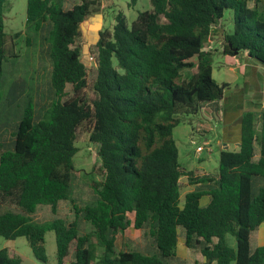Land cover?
I'll return each mask as SVG.
<instances>
[{
	"label": "trees",
	"instance_id": "trees-1",
	"mask_svg": "<svg viewBox=\"0 0 264 264\" xmlns=\"http://www.w3.org/2000/svg\"><path fill=\"white\" fill-rule=\"evenodd\" d=\"M5 1L0 100L5 64L19 57L7 48ZM67 2L27 0L26 27L47 43L51 75L45 98L26 93L20 80L10 88L26 106L8 149L0 139V237L26 238L42 263L46 232L53 231L56 264H186L176 254L180 236L205 264H264V245L252 247L264 225V112L243 114L240 147L220 151L214 175L184 169L173 138L180 115L198 114L229 87L213 77L206 45L214 34L223 53L264 64V0H150L152 10L130 27L119 13L112 29L99 31L90 68L82 61L81 27L102 0ZM227 10L233 29L219 32ZM83 140L96 145L100 161L89 204L77 203L73 192ZM184 178L195 188L181 203ZM39 211L48 218L37 220ZM130 228L139 238L118 248ZM0 264L24 262L4 248Z\"/></svg>",
	"mask_w": 264,
	"mask_h": 264
},
{
	"label": "rangeland",
	"instance_id": "rangeland-1",
	"mask_svg": "<svg viewBox=\"0 0 264 264\" xmlns=\"http://www.w3.org/2000/svg\"><path fill=\"white\" fill-rule=\"evenodd\" d=\"M72 1L65 3L66 8H71ZM5 33L7 39V48L10 52L18 54L19 57L9 60L5 64L4 88L1 91V113H0V139L6 149L16 131L17 125L23 115L26 106V98L18 96L16 92H11V86L20 80L25 87L26 93L30 95L46 97L49 90V78L51 75V66L49 62L48 45L45 41L41 42L39 33L32 29H27V0H6L4 3ZM152 10L150 0H102L100 12L82 24V37L80 45L82 48V61L88 67L94 66V54L96 52L94 45L98 40L100 30L112 29L115 24V17L122 13L125 16L126 24L131 26L140 12ZM232 12L225 11L222 19V29L227 32L233 29ZM21 33L19 39H13V35ZM30 44L27 45V40ZM15 48V49H14ZM206 48L212 53L213 77L219 84H226L232 92L237 87H245L247 76L244 67L247 63L254 62L256 59H249L245 53L225 54L223 53V39L218 33L214 34L207 42ZM251 58V57H250ZM187 71H183L186 75ZM256 85H250V88ZM230 91L227 92V94ZM47 100L42 104L47 107ZM41 105V106H42ZM205 105L204 107H206ZM180 124L173 131V138L179 151V162L186 170L196 171L198 173L216 174L219 168V155L222 146L218 145L221 135V124L213 118L208 121L207 114L200 111L196 115H180ZM78 153L74 157L75 189L74 198L79 204H89L93 201V183L92 178L101 180L96 169L99 168L100 161L97 154V147L87 140L77 144ZM201 147L199 153L197 149ZM234 148H230L232 150ZM96 168V169H95ZM182 181L181 203L188 186L186 179ZM69 206H65L64 213L69 212ZM47 214L39 211L37 220H46ZM261 234H264V225L259 231L252 234V247L262 246ZM139 235V231L130 228L125 234L118 236L117 246L120 248L125 238L128 236ZM139 238V237H138ZM228 243L235 247L234 237L228 235ZM45 246L47 252V262L38 261L32 252V249L24 237H19L14 241L0 237V250L7 248L10 251L17 252L23 259L24 264H56V236L53 231H47L45 235ZM102 251L98 249V255Z\"/></svg>",
	"mask_w": 264,
	"mask_h": 264
},
{
	"label": "crops",
	"instance_id": "crops-1",
	"mask_svg": "<svg viewBox=\"0 0 264 264\" xmlns=\"http://www.w3.org/2000/svg\"><path fill=\"white\" fill-rule=\"evenodd\" d=\"M71 0H68L70 3ZM77 0L72 1L74 5ZM72 5V6H73ZM71 6V7H72ZM86 23L88 27V22ZM82 29V27H81ZM246 57L247 54H244ZM249 59H253L250 58ZM253 61V60H252ZM247 63V66L242 67L246 69L247 81L245 87H237L236 91L233 93L230 87L226 89L222 99L216 102L207 104L206 107L202 109L204 113L207 114L208 121L212 118L219 122L222 127L221 135L218 140V145L222 146L221 150H238L241 142V123L242 116L246 112H264V64L255 62ZM250 85H256L254 88H250ZM230 93L227 94V92ZM217 173V172H216ZM200 175H208L209 173H199ZM186 179V178H184ZM183 180V179H182ZM182 183V181H181ZM186 184L188 189L186 193L194 190L195 186L191 185L186 179ZM209 203L208 197H203L201 200V205L206 206ZM260 236L261 241L264 240V234ZM139 235L128 236L125 238V243L135 242ZM118 241V240H117ZM264 245V243L262 244ZM122 247V246H120ZM176 254L179 258L185 261L186 264H205L206 260L202 258L197 252L190 251L184 243V239L180 236L178 239Z\"/></svg>",
	"mask_w": 264,
	"mask_h": 264
},
{
	"label": "built area",
	"instance_id": "built-area-1",
	"mask_svg": "<svg viewBox=\"0 0 264 264\" xmlns=\"http://www.w3.org/2000/svg\"><path fill=\"white\" fill-rule=\"evenodd\" d=\"M197 151L200 153V152L202 151V148L199 147V148L197 149Z\"/></svg>",
	"mask_w": 264,
	"mask_h": 264
}]
</instances>
